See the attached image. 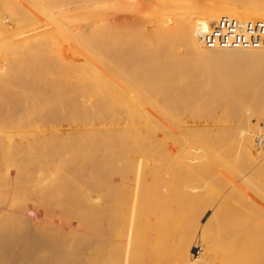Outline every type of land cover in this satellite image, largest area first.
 <instances>
[{"label":"bare ground","instance_id":"bare-ground-1","mask_svg":"<svg viewBox=\"0 0 264 264\" xmlns=\"http://www.w3.org/2000/svg\"><path fill=\"white\" fill-rule=\"evenodd\" d=\"M67 1L0 0V264H264V46L204 41L264 0Z\"/></svg>","mask_w":264,"mask_h":264},{"label":"built area","instance_id":"built-area-1","mask_svg":"<svg viewBox=\"0 0 264 264\" xmlns=\"http://www.w3.org/2000/svg\"><path fill=\"white\" fill-rule=\"evenodd\" d=\"M226 29L224 33L223 30ZM213 35H205L204 41L209 46L219 44L223 47L264 46V23L258 21L241 22L228 17L222 18ZM258 152H264V134L256 137Z\"/></svg>","mask_w":264,"mask_h":264},{"label":"rangeland","instance_id":"rangeland-1","mask_svg":"<svg viewBox=\"0 0 264 264\" xmlns=\"http://www.w3.org/2000/svg\"><path fill=\"white\" fill-rule=\"evenodd\" d=\"M67 0H62V2H66ZM73 1H75V0H70V2H73ZM202 1L203 0H201V4H202ZM67 2H69V1H67ZM199 3H200V0L198 1ZM205 1H203V3H204ZM74 17V16H73ZM73 17L71 16L69 19H71L72 21H73ZM68 19V20H69ZM75 17H74V21L72 22V21H69L68 22V20H67V23H69V25H70V23L72 24V25H74V27H75V25L76 26H79V24H76V21H75ZM71 25V26H72ZM40 39V37H38V39L36 40L35 38H33L32 40L31 39H27V42L25 43V44H27V45H30L32 42H33V40H34V42H37L38 40ZM31 41V42H29V41ZM40 57V58H39ZM38 58H39V60L40 59H42L43 58V55H40ZM46 58H43V62H41L42 64H45L47 61H49L48 60V58L49 57H47V56H45ZM45 59L47 60V61H45ZM53 60L55 61L56 59L55 58H53V59H51L50 60V62H52L53 63ZM34 61H36V59L34 60ZM44 61H45V63H44ZM37 62H38V60L36 61V63L35 64H37ZM57 63V62H56ZM34 64V62L32 63H30V65H33ZM51 64V63H50ZM55 63H53V65H54ZM52 65V64H51ZM36 65H33V66H31L30 68H32V69H34V67H35ZM34 71V70H33ZM250 109H252L251 108V106H249V105H247ZM246 110H248V109H246ZM250 121H252L251 123H250V130H251V128H252V134L254 135V138H253V142H254V153H256L255 154V156H258L259 158L260 157H263L264 156V152H261V156H259L258 154H257V151H258V149H257V146H256V142H255V140H256V137L258 136V135H261V132H263L262 134H264V121H260V122H258V119H257V117H252L251 118V120ZM256 123H258V125H256ZM260 123V124H259ZM252 125H254V126H252ZM258 128H257V127ZM260 126V127H259ZM263 129V130H262ZM260 131V132H259ZM256 132V133H255ZM255 133V134H254ZM258 133V134H257ZM236 139H238V138H236ZM233 140V139H232ZM230 141V140H228V141H230V142H223L222 144L223 145H219V150L217 151V153H218V155H220V156H224L225 158H233L234 157V159L236 158H238V159H240V161H241V147H240V142H237V141H239V140H236L235 141V139L233 140V141H235V142H233V141ZM237 142V143H236ZM229 143H230V145H229ZM228 146V147H227ZM239 146V147H238ZM229 147H231V148H229ZM237 147V148H236ZM240 149V150H239ZM257 150V151H256ZM236 152V153H235ZM238 152V153H237ZM232 154V155H231ZM240 154V155H239ZM237 155H239V156H237ZM232 160V159H231ZM232 161H234V160H232ZM235 162H238V160H236ZM239 163V162H238ZM243 165V166H242ZM236 166H238V167H236V168H240L236 173L237 174H239V173H241V174H239V175H237L238 177H239V179L237 180H235V181H233V183L235 182V184H236V182L238 183V181L241 179V178H243V177H245V175H249V173H250V169L244 164V163H239L238 165H236ZM245 168H246V170H245ZM249 170H248V169ZM219 175H220V177H221V174L222 175H225V173L223 174V173H218ZM218 175V176H219ZM240 176H241V178H240ZM263 180H264V178H263ZM263 180H262V182H263ZM231 191H232V193H233V189H231ZM231 191H227V190H223L222 192H221V195L219 194L218 195V197H219V200H221V199H223V198H225V197H227V195L228 194H230V192ZM236 192V191H235ZM45 201V200H44ZM36 202V204L38 205H40V203H42L43 201L41 200V202L40 201H35ZM35 202H32L31 204H34ZM36 204H34V205H36ZM28 218L29 219H36V216L35 215H33V214H29V216H28ZM24 232V231H23ZM27 232H29V231H27ZM31 232V231H30ZM30 235H32V234H30ZM30 235H28V236H30Z\"/></svg>","mask_w":264,"mask_h":264}]
</instances>
